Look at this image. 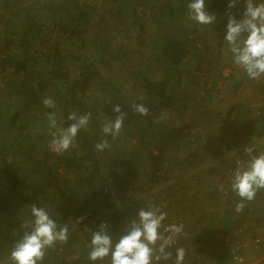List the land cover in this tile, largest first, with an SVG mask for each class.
Returning <instances> with one entry per match:
<instances>
[{"label": "trees", "instance_id": "obj_1", "mask_svg": "<svg viewBox=\"0 0 264 264\" xmlns=\"http://www.w3.org/2000/svg\"><path fill=\"white\" fill-rule=\"evenodd\" d=\"M109 1L111 7L99 13L98 20H105L110 13L113 22L107 26L103 23L101 34L105 36L108 26L121 29V25H126L129 28L139 26L138 30L144 31L145 36L153 28L152 24L155 35L149 39L141 38L139 45L147 47L151 56H157L156 60H166L165 72L160 79L155 80L142 71L137 75L143 101L139 98L126 101L117 83H113L111 78L97 68L92 59L93 50H97L100 56L106 54L112 59L121 56L127 58L128 52L124 51V47L118 48L120 51L114 46L111 49L103 41L101 34L92 36L97 40L88 43L91 7L82 0H0V261L6 258L5 254L9 252L13 242L22 235V223L31 218L30 206L36 205L46 207L57 223H66L70 228L68 243L49 250L45 264H90L86 258V242L90 232L86 229L96 230L102 222H107L109 231L116 239L123 231L126 221L134 217L137 209L142 207L139 204L141 197H138L145 193L143 184L157 182L163 161L172 151L166 147L169 144L178 146L173 141L178 137L175 131L169 130L165 123H159L154 118L164 105L163 109H166L175 103L172 93L176 92L174 87L177 85L174 84L182 82L184 70L180 63L186 56V50L189 48L191 54L199 55L197 64L201 65L204 56L213 48L207 47L202 54H198L192 46L194 39L191 38L182 42L169 40L165 43L168 35L172 38L178 30L184 31L186 36L189 28L181 26L180 20L187 13L188 0H164L159 4L158 1L153 3V0ZM211 3V7H217L220 11V27L226 28L228 15H233L238 10V4L229 9L230 0H215ZM47 28L54 32L57 29L58 32L54 36ZM99 31L96 28V32ZM119 34L121 33L116 35ZM152 41L154 46L149 48ZM99 42H102L101 46ZM66 43L71 47L68 45L65 48L63 44ZM177 43L181 44L180 49L184 52L175 49ZM168 44L173 51L160 56L159 50ZM83 48L87 51L84 53L85 57L75 59L73 49ZM220 53L221 50L218 54ZM19 56L21 60H17ZM154 60L149 61L151 65ZM133 65L134 62L132 65L128 64L125 72H131ZM72 69L76 70L74 77ZM218 74L225 76L221 71ZM52 78L55 86L50 83ZM77 80L84 84L87 80L95 85L96 91L91 95L94 99L90 105H83L75 93L77 90L70 92ZM192 81L199 84L197 78ZM40 92L46 94L41 95ZM44 97H52L59 104L64 127L71 123L67 117L72 112V106H76L74 111L78 113H92L89 130H81L78 134V149H70L62 155L55 154L49 150L48 143L45 146L40 143L47 132L39 135L33 133L36 122L40 120L41 124L43 121L46 124L45 113L57 108H45L40 102ZM179 98L185 106L188 101L187 90L179 94ZM141 102L149 109L148 115H140L132 110L133 103ZM116 105L126 113L124 129L121 130L124 134L120 133L115 141L108 137L111 147L115 149L110 147L98 152L94 145L103 136L101 125L105 120L100 119L99 114L105 112L107 119H114L116 113L113 108ZM131 134L136 138V145L134 148H125L123 144L130 141L128 137ZM143 153L145 157L142 156ZM201 157L203 156L198 147L192 149L190 164L198 162ZM230 166L236 168L238 165L235 163ZM60 167L74 171L80 189L72 183H64ZM228 175L231 177L232 172ZM75 193L86 194V204L83 203L82 208L77 211L72 210L69 204ZM235 197L230 188L225 198L226 208L218 214L217 218L220 219L216 220L222 229L232 231L243 222L237 218ZM95 199H100L97 204L94 203ZM257 208L263 213L264 197L256 198L241 213L250 212L252 218L258 220L254 216ZM100 214L101 217H98ZM82 216L92 222L86 223L85 230L79 233L73 225ZM216 240L223 247L226 245L218 238ZM215 250H218L216 252L220 260L229 255L230 261L232 262V258L234 261L233 253L223 252L221 247ZM78 251H82L79 257H66L67 254L72 255ZM5 264L11 262L7 261ZM104 264H108L107 260Z\"/></svg>", "mask_w": 264, "mask_h": 264}, {"label": "rangeland", "instance_id": "obj_2", "mask_svg": "<svg viewBox=\"0 0 264 264\" xmlns=\"http://www.w3.org/2000/svg\"><path fill=\"white\" fill-rule=\"evenodd\" d=\"M157 1L159 4L163 3L164 0H153V3H157ZM214 1L206 0V10L216 17L213 24L200 25L189 20L185 13L180 20V25L189 28L186 36L184 31L179 30L172 38L168 35L169 31L167 33L168 37L165 43L169 40H178L179 42L181 40L182 42L186 38H191L194 39L192 46L196 48V53L202 54L207 47L213 49L207 52L206 57L204 56L202 59V64H199L200 66L197 64L199 55L191 54L189 48L186 50V56L180 63L184 70L182 82L179 85L174 84L177 85L174 87L176 92L172 93L175 103L166 109H163L164 105L154 118L159 123H165L169 130L175 131L174 133L178 137L173 141L178 146L169 144L166 147L171 148L172 151L167 156L168 158L163 161V168L158 172L157 182L143 184L145 193L140 195L138 199L141 197L139 202L141 206L148 199H153L157 204L164 205V210L169 213L168 218L170 219L165 223H169V221L170 223L183 222L185 234L174 238V247L182 246L187 250L184 264H264V211L261 213L258 208L255 209L254 216L256 215L255 218L258 220L252 218L250 212L238 213L237 218L243 222L239 228L232 231L222 229L220 223L218 224L216 221L220 219L217 218L218 214L226 208L224 206L225 198L229 194L231 182L228 173L235 169L231 168L230 165L235 163L238 165L246 160L243 149L248 144H255L264 149V78L251 80L232 64L229 46L223 39L226 28L220 27L222 21L220 11L217 10V7H211V2ZM82 2L91 7L89 10L91 22L88 24L89 29H87L88 43H90V41L97 40L92 36L101 34V28H104L103 23L106 26L112 24L113 17L110 13L105 20H98L99 13L111 7V3L109 0H82ZM115 4L113 5L115 6ZM236 4L239 7L233 15L239 19L240 14L245 9V3L244 0H237ZM151 8H153L152 5ZM149 12L151 13L152 10ZM150 25L154 28V25ZM96 28H99V33L96 32ZM119 28L121 29L108 26L107 29L105 28V36L101 35L103 41L107 42L111 49L114 46L117 51H120L118 48L124 47V51L128 52L127 58L121 56L112 59L106 54L100 56L97 50H93L92 59L99 71L111 78L113 83H117L125 100L131 102L140 97L141 88L137 82L139 72L142 71L155 80L160 79L165 72L166 60L164 58L156 60L157 56H151L147 47L139 45L141 38L149 39L155 35L156 32L153 28L149 29L145 36L144 31L138 30L139 26L129 28L126 25H121ZM47 31L52 30L47 28ZM52 32L55 36L58 31L55 29V32ZM118 33L121 34L117 36ZM62 38L64 39L65 36ZM102 42H99V46ZM63 45L68 48L69 44ZM171 45H163L159 50L160 56L162 54L168 55L169 52L173 51V48H170ZM153 46L154 42L152 41L148 47L153 48ZM69 47L71 46L69 45ZM180 48H182L181 44L177 43L175 49L184 52ZM219 50H221L220 54H218ZM73 51H75V59L85 57L84 53L87 52L85 48L82 50L73 49ZM153 58L155 60L151 65L150 62ZM17 60H21V57L19 56ZM133 62L135 65L132 66V71L126 73L127 65L130 63L132 65ZM219 71L225 76L221 77V74H218ZM72 74L73 77L76 75L75 69H72ZM196 78L199 80V84L192 83V80ZM50 83L55 86L53 78ZM76 90L78 92L75 93L78 94L84 106L92 103L94 97L91 95L96 91L95 85H91L87 80L86 84L77 80L70 92ZM186 90L188 101L184 106L179 100V94ZM46 92H40V94L44 95ZM190 100H192L191 104H189ZM55 104L57 106L55 112L58 116H62L59 104ZM75 108L74 105L70 110L74 111ZM161 113H167V119L159 120ZM99 117L102 120L107 119L105 112H100ZM129 128L132 129V126ZM123 129L124 127H122ZM46 132V137L40 141L43 146L49 143L50 136L47 121L46 124L44 121L41 124L38 120L33 128V133L39 135ZM120 133L124 134V131ZM128 139L130 141L124 142L123 146L134 148L136 138L131 134ZM197 147L203 157L198 162L190 164V151ZM113 148L112 146L110 149ZM145 153L142 156L145 157ZM59 171L64 183H72L73 186L80 189L73 170L60 167ZM69 195L70 193L67 198ZM85 195L81 193L73 195V201L69 202L72 210L77 211L82 208L83 203L86 204ZM258 197L263 198L264 191L259 192L256 198L258 199ZM256 198L248 202L245 208L250 207ZM99 200L95 199L94 203L97 204ZM101 215L97 216L101 217ZM259 216L263 219H260ZM88 222H92V220L84 218L79 223L74 224L73 227L82 233L85 230L84 225ZM215 237L226 245L223 247L221 243H217ZM212 243L216 244L212 245ZM220 247L223 252L233 253L234 261L233 258L232 262L230 261L229 255L220 260V256L216 252L218 250H215L220 249ZM81 253L82 251H78L72 255L67 254L66 257L68 259L77 258ZM5 257L4 260L0 261V264L9 261L8 253L5 254Z\"/></svg>", "mask_w": 264, "mask_h": 264}, {"label": "clouds", "instance_id": "obj_3", "mask_svg": "<svg viewBox=\"0 0 264 264\" xmlns=\"http://www.w3.org/2000/svg\"><path fill=\"white\" fill-rule=\"evenodd\" d=\"M237 0H230L228 8L235 7ZM245 9L237 19L227 17L226 34L223 39L229 46L232 64L249 79L264 78V0H244ZM187 17L200 25L208 26L215 22V15L206 10V0H188ZM143 101V96L139 97ZM47 109L56 107L52 97L40 101ZM132 110L140 115H148L144 103H133ZM114 119H105L101 125L103 136L94 145L98 152L109 149L108 137L115 141L124 124L126 113L119 105L114 106ZM50 140L49 150L62 155L70 149H78V134L89 130L92 113L72 111L67 119L71 123L63 126V117L55 111L45 113ZM161 113L159 120L167 119ZM246 160L233 169L230 188L238 198L235 211L241 213L248 202L264 191V149L248 144L243 149ZM165 206L153 199L145 201L137 209L134 217L126 221L123 231L114 239L107 222H102L90 232L86 242V258L90 264H184L187 250L182 246L174 247L176 237L185 234L183 222L165 223L169 213ZM30 219L25 220L19 239L9 249L8 260L11 264H45L49 250L65 245L70 239L68 224H59L46 207L30 206ZM80 217L77 223L82 221Z\"/></svg>", "mask_w": 264, "mask_h": 264}]
</instances>
